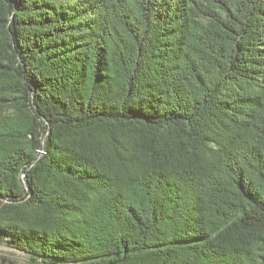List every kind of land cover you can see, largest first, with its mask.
Segmentation results:
<instances>
[{"label":"trees","instance_id":"trees-1","mask_svg":"<svg viewBox=\"0 0 264 264\" xmlns=\"http://www.w3.org/2000/svg\"><path fill=\"white\" fill-rule=\"evenodd\" d=\"M0 243L264 264V0H0Z\"/></svg>","mask_w":264,"mask_h":264},{"label":"rangeland","instance_id":"rangeland-1","mask_svg":"<svg viewBox=\"0 0 264 264\" xmlns=\"http://www.w3.org/2000/svg\"><path fill=\"white\" fill-rule=\"evenodd\" d=\"M0 264H36L24 252L9 243H0Z\"/></svg>","mask_w":264,"mask_h":264}]
</instances>
